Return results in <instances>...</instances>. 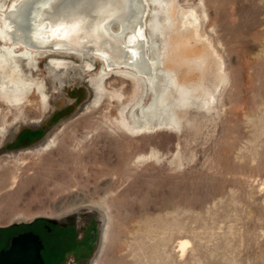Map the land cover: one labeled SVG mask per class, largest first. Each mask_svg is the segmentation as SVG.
I'll use <instances>...</instances> for the list:
<instances>
[{
  "label": "rangeland",
  "instance_id": "374dc122",
  "mask_svg": "<svg viewBox=\"0 0 264 264\" xmlns=\"http://www.w3.org/2000/svg\"><path fill=\"white\" fill-rule=\"evenodd\" d=\"M203 1L179 3L196 9L216 54L208 69L185 68L199 81L176 87L179 98L165 100L141 135L116 126V99L95 104L101 94L86 80L102 72L96 57L16 58L27 78L44 82L49 103L37 93L29 102L0 100V227L78 215L82 239H71L62 264H264V0ZM17 2L0 0L5 55L14 48L5 15ZM147 2L149 56H163L166 12ZM138 78L124 109L135 128L155 98Z\"/></svg>",
  "mask_w": 264,
  "mask_h": 264
},
{
  "label": "bare ground",
  "instance_id": "6f19581e",
  "mask_svg": "<svg viewBox=\"0 0 264 264\" xmlns=\"http://www.w3.org/2000/svg\"><path fill=\"white\" fill-rule=\"evenodd\" d=\"M157 4L166 12L167 24L159 28L166 41L163 56H149L145 33L149 13L147 0H19L5 15L6 33L14 48L7 55L0 50V100L29 102L37 93L43 105L49 103L44 82L27 78L17 57L29 58L35 65L39 57L47 54L75 55L81 59L95 56L105 62L99 77L86 80L94 92L101 94L94 100L95 104L104 96L108 97L110 105L114 99L119 102L121 109L114 119L119 129L133 135L152 129L150 119L160 120L163 102L179 98L176 87L193 86L199 81L192 70L185 68L198 64L208 69L216 54L202 39L196 9H184L179 0H157ZM18 47L25 50L14 52ZM56 64L70 65L64 60ZM118 69L131 70L136 76L117 78L114 72H107ZM171 72H175L177 81L172 80V85L168 86L165 75ZM109 76H112L110 81ZM137 76L152 87L155 98L148 117L135 128L124 109L139 91L141 81ZM123 77L129 79L130 87ZM167 121L171 124L169 119ZM50 144L44 145L45 149ZM188 244L182 241L181 247L185 249Z\"/></svg>",
  "mask_w": 264,
  "mask_h": 264
},
{
  "label": "flooded vegetation",
  "instance_id": "af4514ba",
  "mask_svg": "<svg viewBox=\"0 0 264 264\" xmlns=\"http://www.w3.org/2000/svg\"><path fill=\"white\" fill-rule=\"evenodd\" d=\"M96 59L100 60L102 66H104L105 62L101 58L96 57ZM89 67L92 68L91 65ZM78 220V215L66 217L61 221L50 218H39L27 223L25 226L16 224L10 226V228L0 227V252L10 248L14 237L31 232L39 236L43 244L41 254L45 264H62L66 250L73 245L71 239H78L81 236L80 230L77 228ZM90 232V240H94L95 231L91 230ZM79 239H82V237Z\"/></svg>",
  "mask_w": 264,
  "mask_h": 264
},
{
  "label": "water",
  "instance_id": "95a60500",
  "mask_svg": "<svg viewBox=\"0 0 264 264\" xmlns=\"http://www.w3.org/2000/svg\"><path fill=\"white\" fill-rule=\"evenodd\" d=\"M42 249L39 236L31 232L20 234L12 239L8 250L0 252V264H45Z\"/></svg>",
  "mask_w": 264,
  "mask_h": 264
}]
</instances>
